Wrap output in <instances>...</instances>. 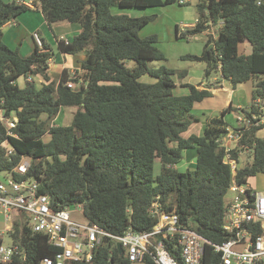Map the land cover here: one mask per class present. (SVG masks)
<instances>
[{"label": "trees", "instance_id": "1", "mask_svg": "<svg viewBox=\"0 0 264 264\" xmlns=\"http://www.w3.org/2000/svg\"><path fill=\"white\" fill-rule=\"evenodd\" d=\"M38 1L49 24L62 20L80 24L81 31L71 41L59 40L58 48L64 54L85 52L78 75L86 83L79 84L68 69L59 81L51 78L48 69L54 50L44 38L47 51L36 45L32 54L23 57L11 48L3 39L4 25L30 7L17 0H0V108L6 116H18L14 135L8 134L0 119V174H9L23 155L29 156V171L24 175L14 172L17 178L39 179L41 191L51 197L54 208L82 205L88 223L114 235L128 228L152 230L157 218L150 208L158 200L212 243L226 240L224 213L233 173L224 161L220 140L228 132L224 115L229 108L209 119L202 134L186 136L200 120L192 113L195 104L212 92L183 81L186 70L177 72L164 65L150 68L148 61L166 57L158 47L157 35L142 38L139 31L157 14L128 13L133 8L189 2ZM196 7L197 22L185 32L176 25V38L188 39L211 28L217 36L209 33L201 55L184 58L204 62L205 78L219 73L233 87L251 80L254 99L264 98V0H197ZM245 42L252 45L249 54L243 51ZM129 59L136 61L132 68L126 65ZM145 76L150 79L144 80ZM70 106L76 107L72 122L56 124L61 109ZM255 111L254 104L240 110L246 115ZM262 129L264 124L246 130L232 150L234 158L239 159V150L253 157L244 159L235 175L240 184L264 172ZM190 148L197 150L196 167L180 170L184 151ZM156 159L161 164L157 174ZM9 233L25 253L24 259L15 257L13 264H42L44 257H54L60 249L49 243L47 235L31 229L24 212ZM117 243L106 237L89 262L72 264H131ZM146 263L155 264L151 259ZM202 264H221L211 244L205 246Z\"/></svg>", "mask_w": 264, "mask_h": 264}, {"label": "built area", "instance_id": "2", "mask_svg": "<svg viewBox=\"0 0 264 264\" xmlns=\"http://www.w3.org/2000/svg\"><path fill=\"white\" fill-rule=\"evenodd\" d=\"M18 2L34 6L31 0ZM180 3H185V0H180ZM186 27L182 26L180 31H185ZM210 31L211 35L217 36L215 30ZM33 38L42 51H47L38 31L33 33ZM71 73L73 77H78L79 84L86 83L78 72ZM28 79L32 80L33 77L29 76ZM253 104L256 111L249 115L239 112L236 115L238 125L228 127L226 136L220 140L225 150L224 161L231 166L233 173L223 223L227 239L222 243H212L186 226L175 211H167L158 200L150 208L157 222L149 231L139 232L128 228L122 235H114L98 224L78 223L72 220L70 214L75 207L54 208L51 197L41 191L39 179L16 177L15 173L24 175L30 169L31 159L24 155L9 176L0 179V215L6 222L5 230L10 231L16 217L21 212L26 213L31 229L47 235L49 243L60 248L54 257H44L42 264L89 262L94 249L106 237L117 240L123 248L122 254L131 262L146 263L151 259L155 264H202L205 246L211 244L221 256V264H264V192L256 191L249 183L236 181L235 175L242 166L240 159L244 151H238L239 159L234 158L232 152L246 130L264 124V98H255ZM0 119L7 127L8 134L14 135L12 128L16 126L18 116L15 113L6 116L0 108ZM78 206L83 213L82 205ZM17 256L25 257L17 244L0 243V264H13Z\"/></svg>", "mask_w": 264, "mask_h": 264}, {"label": "rangeland", "instance_id": "3", "mask_svg": "<svg viewBox=\"0 0 264 264\" xmlns=\"http://www.w3.org/2000/svg\"><path fill=\"white\" fill-rule=\"evenodd\" d=\"M189 2L187 5H179L178 3L163 6V7H156V8H133L128 9V13L132 15H143V14H157V17L154 21L150 22L146 25L142 30L139 31L140 37L144 38L149 35H157L158 37V47L159 49L165 54L166 59L164 60H150L148 61V66L150 68H159L160 66L164 65L168 68L174 69L177 72L183 70H193L195 73L193 76L197 77V74L202 73L205 68L204 62H197L194 60L185 59L186 55H200L206 45L207 39L209 38L210 30L205 33L198 34L189 40L186 39H177L175 35V26L176 24L181 29L184 25H191L196 21L197 18V7L196 2L197 0H185V3ZM216 34L217 30L214 29ZM185 32V31H181ZM51 42V41H49ZM52 48L56 54H58L57 48L53 46ZM212 47V45H210ZM79 54L85 55V52H81ZM126 65L130 68L136 65L135 60H127ZM149 76H145L144 80H149ZM252 81H248L244 84H240L239 86L243 85H251ZM222 97H225V93H221ZM222 103L221 97H210L205 99L200 103H196L197 107L200 106H209L211 107L210 111H199L198 108L193 109V114L200 118L205 125L207 123L208 118L217 117L221 115L220 111H212L216 106ZM75 106L70 107H63L60 114L58 115L57 119L55 120L56 124L60 125H68L72 122L73 113L75 111ZM226 121L229 123L230 127H236L238 125V121L236 115L234 113H230L226 115ZM200 122H194L192 124V129L190 132L197 133L200 127ZM197 131V132H196ZM259 136L264 137V129L259 131ZM44 140H49V135L44 136ZM192 150V149H191ZM246 153L242 154L241 163L247 160H251L253 157L245 156ZM245 159V161H244ZM187 157L183 158L181 163L178 165L180 170H187V169H194L195 165L188 164ZM161 170V164L158 159H156L155 163V173H159ZM2 177L9 176L7 173L3 172L0 174ZM248 183L258 192H264V172L257 173V175L250 177ZM72 220L85 224L86 218L81 211L80 206H76L74 209L70 211ZM6 222L3 219V216L0 215V237L3 239V243L5 245H12L13 238L11 237L9 231L5 230ZM131 264H147L143 262H132Z\"/></svg>", "mask_w": 264, "mask_h": 264}, {"label": "crops", "instance_id": "4", "mask_svg": "<svg viewBox=\"0 0 264 264\" xmlns=\"http://www.w3.org/2000/svg\"><path fill=\"white\" fill-rule=\"evenodd\" d=\"M31 1L33 2V5H34L33 7H30L29 10L20 14L16 19L11 20L4 25V28H3L4 41L11 48L18 49L19 53L23 57H26L32 54V52L34 51L36 47V42L33 38V33L35 31H38L40 35L42 36V38H44L48 42L51 41L49 43L51 45L53 43L54 44L53 46L57 48V51H58V54L53 52V58L50 60V63H49L48 72L52 79L59 81L61 79V75L64 69H68L70 72L76 71L78 73H81L82 72V61L85 60L86 54L85 55L79 54V53L78 54H64L58 48L59 40L63 39L65 41H71L73 37L81 31L80 24L71 23V22L64 21V20L49 24L39 6V1L38 0H31ZM196 22H197V18L193 24L187 25L186 28L195 25ZM175 29H176V26H175ZM202 33H205L207 35L206 31ZM175 35H176V32H175ZM196 35H193L186 40H189L190 38ZM242 48L246 54H249L252 52V45L249 42H245L242 45ZM205 67H206V64H205ZM204 70L202 73L197 74V77L193 76L195 74L193 70H187V74L183 78V81L193 83L196 86H198L200 89H203V88L209 89L212 92V95L210 97L214 96V97L222 98V103L216 106L212 111H220L222 114V111L224 109L229 108L226 114L224 115L225 120H226L227 114L234 113V115H237L241 109L251 107L254 101L253 83H251V85L233 87L231 83L225 78H222L219 73L213 74L209 78H205ZM38 80L41 81V78H39ZM180 92L186 93L187 89H180ZM221 93H225V97H222ZM210 97H207V98H210ZM194 108L195 109L198 108L199 111H210L211 110V107L209 106L197 107L196 104ZM209 119L211 118H208L207 121ZM198 122H200L201 124H200L199 130H197L198 132L196 131L197 132L196 134L200 135L203 133L205 124L200 120ZM191 129H192V125L189 128V131L186 133V136L192 133H195V132H190ZM196 155H197V150L195 148L186 149L184 151V158L187 157V161L189 162L188 164H193L195 165V167H196V159H197ZM0 178H2L1 175H0Z\"/></svg>", "mask_w": 264, "mask_h": 264}, {"label": "water", "instance_id": "5", "mask_svg": "<svg viewBox=\"0 0 264 264\" xmlns=\"http://www.w3.org/2000/svg\"><path fill=\"white\" fill-rule=\"evenodd\" d=\"M210 48H211V46H210ZM117 246H118V248H119V251H120L121 253H123V248L121 247V244H120V243H117Z\"/></svg>", "mask_w": 264, "mask_h": 264}]
</instances>
